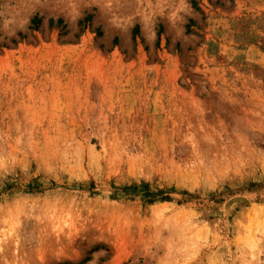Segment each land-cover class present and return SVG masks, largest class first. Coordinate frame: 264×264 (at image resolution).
Returning a JSON list of instances; mask_svg holds the SVG:
<instances>
[{"label": "rangeland", "instance_id": "obj_1", "mask_svg": "<svg viewBox=\"0 0 264 264\" xmlns=\"http://www.w3.org/2000/svg\"><path fill=\"white\" fill-rule=\"evenodd\" d=\"M0 264H264V0H0Z\"/></svg>", "mask_w": 264, "mask_h": 264}, {"label": "trees", "instance_id": "obj_2", "mask_svg": "<svg viewBox=\"0 0 264 264\" xmlns=\"http://www.w3.org/2000/svg\"><path fill=\"white\" fill-rule=\"evenodd\" d=\"M89 19H90V16H88V20H89ZM31 22H32V26H31V28H33V29H37V28L39 27L40 23H41V18L38 17V16L36 15V16H34V17L32 18ZM56 24H58V25H62V29L64 30V33L67 32L66 25L63 24V21H62L61 19H59V20L57 21ZM133 32H134V34H135L136 36H138V34H139V32H140V27H139V25H137V26L135 27V29H134ZM98 34H101V33H98ZM23 37H24V35L22 36V38H23Z\"/></svg>", "mask_w": 264, "mask_h": 264}]
</instances>
